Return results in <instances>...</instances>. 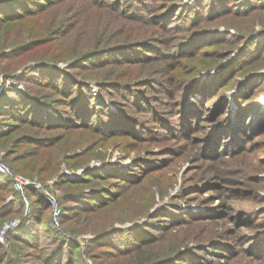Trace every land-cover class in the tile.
<instances>
[{
    "label": "rangeland",
    "instance_id": "1",
    "mask_svg": "<svg viewBox=\"0 0 264 264\" xmlns=\"http://www.w3.org/2000/svg\"><path fill=\"white\" fill-rule=\"evenodd\" d=\"M120 2L125 8L130 6L132 9L116 13L102 8L98 0H58L49 9L35 14L34 21L23 30L24 33L26 31L24 38L29 39L34 29H38L37 33L41 34L47 28L58 25L66 26L64 35L50 36L51 41L23 52L19 59L1 58L0 97L6 87L14 86L24 91L26 88L25 82L14 75L5 76L6 68H14L16 74H28L40 61H53L89 83L97 107L101 106V99H104L110 109L116 111L113 101L104 93H110L109 90L101 89L100 85L110 82L120 85L118 88L121 90L112 89L113 99L124 103L130 115L140 121V126L146 125L156 132L154 140H149L150 137L140 141L131 134H107L101 131L104 125H99L97 116H94L90 127L77 126L60 133L56 136L59 141L53 149H47V146H37L24 134L47 136L55 132L38 133L34 125L24 124L8 135L9 139L22 136L19 149L12 150V146L0 144V158L18 173L40 182L44 188L35 189L42 193L47 202L44 190L50 189L56 194L59 222H55V210L49 202L50 210L45 209L46 221L49 228L55 229L60 236L73 239L70 250L66 247L70 264H134L139 252L122 254L118 253V249L104 246L106 250L118 254L101 253L104 247L99 245L101 242L95 243V240L100 241L98 234L112 227L136 229L143 224L148 228L147 233L149 231L155 237H169L179 229L182 240L183 237L187 238L186 242L193 247L188 250L202 259V262L192 264H264V125L254 122L255 119L249 121L244 118L247 128L235 131L230 124L241 119L238 103H242L245 96L251 95L248 100L250 105L254 104L261 109V113L264 112V43H260L264 39L256 37L264 34V10L244 15L229 11L217 16V19L202 20L198 26L189 21L179 23L177 19L180 18L177 17L180 13L178 2L196 6V0H161L160 6L155 7L156 11L152 9L154 6L149 8L142 0ZM172 3L177 4L172 5L176 14L172 11L173 18H169L174 20L172 23L162 21L165 23L162 26L168 27L162 28L156 20L158 12L167 11L168 5ZM153 13L156 17L151 16ZM204 27L209 30L206 31ZM195 30L201 31L193 34ZM100 40L102 43L94 46ZM128 40L154 44L156 53L159 52L155 59L143 63L123 62L125 60L119 55H112L104 60H93L84 67L75 68L71 65L78 54L87 48L108 47ZM190 40H194L193 43L185 44ZM179 43H183L185 48L182 53L176 52ZM247 46L252 48L251 53ZM13 47L14 43L3 46L7 52ZM245 50L248 53L241 61ZM256 56L259 57V63L254 68L242 65L249 60L252 61L250 66L254 65ZM114 59L119 62H113ZM235 62L239 65L225 70ZM198 73L200 75L196 78L203 81L209 75H217L214 78L216 83L204 94L200 113L187 114L191 119L189 125L178 123V128L169 132L163 127L167 126L165 123L134 108V102L141 105L144 98L151 96L156 98L151 99L156 106L162 103L166 114L163 119L173 120L178 117L173 111L177 99H171L165 87H174V82L178 84ZM57 78L62 82V77ZM35 89L50 91L51 88L37 86ZM243 94L244 97L239 101ZM197 98L202 97L199 94ZM162 100L169 101L171 106H166ZM55 113L58 114L57 111ZM202 113L204 115L201 116ZM216 121L223 124L218 130L216 127L219 126L214 123ZM190 125H193V131L200 128L199 132H194L192 136L186 135V127ZM251 127H255L254 130ZM205 137H210L207 145L205 141L209 140ZM233 151L241 154L231 156ZM10 153L13 155L10 156ZM116 165L123 167V173L129 180L105 178L112 175L109 172H104L102 178L85 174L101 166ZM17 166H21V169ZM61 174L74 180L84 174L93 179L87 180L81 187L75 184L60 185ZM82 188L88 191L110 189L114 199L95 210L70 212L68 217H64V205L72 203L66 200V192ZM20 192L25 201L23 214L28 215L32 209V198L28 196L26 187ZM12 199L14 194L8 193L7 200ZM176 211L179 214L196 212L194 215L201 219L186 221L185 218L180 228L173 226L170 231L161 232L170 227L168 220H162L166 218L163 214L174 215ZM1 221L0 242L3 244L1 251L5 255V264H46L45 258L51 253V244L45 242L39 249L22 245L23 256L19 257L20 247L8 237L7 233L18 228L23 221L20 209ZM216 236L219 239L214 240L217 243L215 250L204 251L202 245H207ZM171 242L168 239L161 245L168 248ZM255 242L257 244L253 246ZM183 248L185 244L181 250Z\"/></svg>",
    "mask_w": 264,
    "mask_h": 264
},
{
    "label": "trees",
    "instance_id": "2",
    "mask_svg": "<svg viewBox=\"0 0 264 264\" xmlns=\"http://www.w3.org/2000/svg\"><path fill=\"white\" fill-rule=\"evenodd\" d=\"M56 1L58 0H0V59H8L9 57L10 59H19L21 58L23 52L32 50L41 44L51 41L50 36H52L51 38H54L55 34L64 35L63 33L66 30V26L58 25L47 28V30L41 34L37 33L38 29H34V33H32L29 39L24 38L26 37V31L24 33L23 30L26 25L34 21L33 16L38 12L47 10V8L53 5ZM136 1L141 2V0ZM142 1V3L145 2L144 4L149 8L154 6L152 8L154 10L155 7L157 8L161 4V0ZM196 1L198 3L196 6H192L189 3L186 4L183 2H178L180 13L177 17L180 16V18L177 19H179V23L189 21L190 24L199 26L202 20L207 21L217 19V16L225 15L226 12L229 11L244 15L256 10H264V0ZM98 4L102 8L116 13L122 11L124 12L126 9H132L130 6L125 8L120 0H98ZM172 5L177 4L172 3L168 5L167 11L158 12V17L156 20L160 22V26L162 28L165 27L162 26V24H165L162 23V21H170V23H172V20H174L169 19L170 17L173 18L171 14L174 6ZM174 14L176 13L174 12ZM151 16L156 17L154 13ZM179 23L177 24L179 25ZM165 28L167 29L168 27ZM205 30L208 31L209 28H205ZM198 31L201 30H195L193 34H196ZM256 37L264 39V34L261 33ZM193 41L194 40H190L185 44L188 45L193 43ZM9 43H14L13 50L9 52L4 51L3 46L8 45ZM98 43L101 44L102 41H98L96 44H94V46H96ZM260 43H264V40ZM145 45H147V42L145 41L137 42L135 40H128V42L110 45L108 47L87 48L85 51L78 54L76 57L77 59H75L74 63L71 65L75 68L84 67L93 60H104L107 59L108 56L111 57L112 55H119L120 58L125 60L123 62L127 63H133L137 61H141V63H143L146 62V60L148 61L150 59H155L154 57H156V54H158L159 51L157 50L158 52L156 53V47L154 44H148V47L146 46V48L144 47ZM247 48H249V46H247ZM184 49L183 43H179L176 52L182 53L184 52ZM152 51H154V53H151ZM132 52H135V54L132 55ZM251 52L252 48H249V53ZM247 53L248 52L245 50L243 56L241 57L242 59H240L241 61L245 59ZM258 56H256L257 58L255 57L256 59H254V65L250 66L252 64V61L250 60H247L248 62H244L242 65L254 68L256 63H259ZM117 61V59L113 60V62ZM107 63L108 62H104V64ZM237 65L239 64L235 62L228 68L226 67L225 70H230L231 67L234 68ZM224 67H222V69H224ZM199 73L189 79L181 80L178 84L174 82V87L173 85L172 87L171 85L165 87V91L168 96L171 99H177V101H175L173 111H175L174 113H176V116L178 117L174 118L173 120L163 119L164 115L166 114L161 105L162 103H160V106L158 105L159 107L156 106V103L151 101V99L156 100V98H151V96L146 99L144 98V101L141 102V105H136L138 103L134 102V108L138 109V112H142V114H150L155 120L159 119L161 123H165L167 126L163 127L167 130L169 129V132H171L170 130L173 131L174 128L179 126L178 123L180 124L183 122L184 125L186 123L189 125L191 119L187 116V114L189 112H191V114L200 113V105L204 100V94L208 91L211 85L213 86V84L216 83L214 82V78L217 75H209V77L207 76V81H203L196 78V76L200 75ZM4 74L5 76L14 75L18 80L24 81L26 86L25 91L16 89L14 86L6 87L0 97V144L12 146V150L17 151L23 139L20 135L14 139H9L10 137L8 135L24 124H30V126L34 125L35 131L38 133L54 131V135L47 136H41V134L34 133L31 135L29 133L24 134V136L31 138L32 141L37 144V146L44 148L47 146V149H53V147L57 144V141H59V139L56 140L57 135L60 133H65L67 130L69 131L70 129H74V127L77 126L90 127L92 118L94 116H97L96 121L99 125H104V129L102 128L101 131H104L107 134H131L140 141H144V139L150 137L151 138L149 140H154L156 137V132H152L148 126H140V121L137 120V122L136 118L130 115V111H128L129 109L124 106V103L119 102L116 98L113 99L112 89L118 88L120 85H115V83L111 82L107 85H100L101 89L107 88L109 90L110 93H108V91L104 93L108 95V97L116 106L117 110L113 111L110 109V106L106 104L104 99H101V106L97 107V105L93 102L94 100L92 93H90L91 87L89 83H87L86 80L77 77L75 72H71L66 68L60 67L56 62L42 60L32 67V71H30V73L21 75L16 74L14 68L8 67L6 68ZM57 77H62V82H59L60 80ZM254 77L256 78V76ZM252 80H254V78ZM78 85H80V87ZM35 86H38L39 88L50 87L51 89H49L50 91H42V89L36 90ZM122 87L123 86H121V88ZM216 87L217 85L215 84L214 88ZM118 89L121 90L120 88ZM60 94L62 97H56ZM199 94L202 98H197V95ZM250 96L251 95L244 97L243 94L238 99L240 101L244 97V101H242V103L241 101L238 103L241 119H239L238 122L234 121L233 124L230 123L233 125L232 127L235 131H238L241 128H247V120L244 118L249 119V121L255 119L254 122L257 121L258 123H262V125H264V112L261 113V109L259 110V107H256V105H250V102L248 101ZM162 101L166 103V106H171L169 101ZM55 111H57L58 114H56ZM258 112H260V114H258ZM159 114L160 116L158 117ZM202 115L204 114L202 113L201 116ZM187 117L188 122L186 120ZM214 123L219 126L216 127V130L223 126V124L221 125L218 121ZM191 126L192 130L190 129ZM254 128L255 127H251L252 130H254ZM199 129L197 131H193V125H190L186 127L185 134L192 136L194 132L197 134ZM205 138L206 140H209L205 141V145H207L210 143V137H208V139L207 137ZM31 139L29 140L31 141ZM16 151H13V153ZM13 153H10L9 155L11 156ZM239 154L241 153L238 151H233L231 156ZM17 168L21 169V166H17ZM106 168H112L113 171H108ZM122 169L123 167L121 165H116L113 167L101 166L99 169H86L88 172L85 174L92 175L93 177L99 176L102 178V176L105 174L104 172H109L112 173V175H108L105 178H116V180L120 181L129 180L126 179L125 174L123 173L124 170ZM85 174L80 176L79 179L75 180L69 178L67 175L61 174L60 185L61 183L62 185L71 184L70 186L75 184L76 187H81L82 184L87 182V180L89 181L93 179V177H85ZM26 191L28 196H31L30 198H32V209L31 213L28 215L23 214V209L25 208L24 196L20 190L14 186L13 179L0 173V223L2 222L1 220L3 218H6V216L11 215L19 209L22 211L23 215V221L18 226V228L7 233L8 237L13 239L16 246L20 247L18 250L19 257L23 256L22 245L28 248L31 247L39 249L43 247L45 242H48L51 244L50 246L52 248L50 249L51 253H49V255L45 258L46 264H70V255L68 253L66 257V247L67 250H70L69 246L71 242L74 243L73 239L60 236L55 229L49 228L48 222L46 221L47 216L45 214V209L50 210L51 206L44 199L42 193L31 186H26ZM8 193H13L14 199L8 201ZM65 197L66 200H70L72 202L69 205H64V217H68L70 212L79 213L81 211L87 212L97 209L99 206H102L113 200L114 193L112 190L107 188H98L95 191L94 189L93 191H88L82 188L81 190L70 189V191L66 192ZM192 213L179 214L176 211V214L174 215H169V213L163 214V216H166V218H162V220H168L167 222L170 223V227L163 229L161 232L170 231L173 226L174 228H180V226H182L181 223L184 222L185 218L186 221L201 219L200 217H196V215H194L196 212ZM147 229L148 228H145V224L140 225V227H137L136 229L128 227L118 229L112 227L98 234V236H100L98 240L100 241L95 240V243L101 242L99 243L100 246H110V248L118 249V253L122 254H134L135 252H139L140 254H138V258L134 261V264H182V262H186V264H192L193 262H200L202 260L196 257L195 254L192 253V250H188L192 249L193 247L188 244L189 242H186L188 241L187 238L183 237L182 240L179 234V229H176L169 237L162 236L163 238L160 236L155 237L153 234H150L149 231L147 233ZM168 239H171L172 242L168 248H164V246L161 244H163V241L165 243ZM216 239H219V236L213 238L207 245H202L204 246L203 250L206 252L214 251L216 248L215 246H217V243L214 241ZM184 244L185 248L181 250ZM256 244L257 242H255L253 246H256ZM2 246L3 244L0 242V264H5V255L2 253L3 251H1L3 248ZM77 248H80V245H77ZM103 250L104 251L100 252L110 253L115 256L118 254L106 250L105 247ZM64 257L66 258V263L64 261Z\"/></svg>",
    "mask_w": 264,
    "mask_h": 264
},
{
    "label": "built area",
    "instance_id": "3",
    "mask_svg": "<svg viewBox=\"0 0 264 264\" xmlns=\"http://www.w3.org/2000/svg\"><path fill=\"white\" fill-rule=\"evenodd\" d=\"M0 173L12 178L17 189L23 190L26 186H31L40 189L44 188L40 182L33 180L30 177H27L21 173H18L8 162H6L1 158H0ZM44 195L45 198L53 207V209L55 210L54 220L56 223H58L60 218V213L58 210V202H57L56 194L49 189V190H44Z\"/></svg>",
    "mask_w": 264,
    "mask_h": 264
}]
</instances>
